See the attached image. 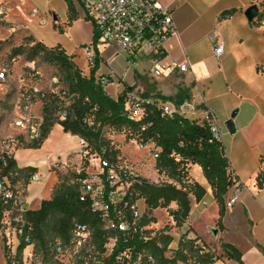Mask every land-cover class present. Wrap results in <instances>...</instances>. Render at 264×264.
<instances>
[{
  "label": "crops",
  "instance_id": "1",
  "mask_svg": "<svg viewBox=\"0 0 264 264\" xmlns=\"http://www.w3.org/2000/svg\"><path fill=\"white\" fill-rule=\"evenodd\" d=\"M158 1L170 9L176 29L165 44V62L182 63L187 59L190 70L166 72L155 79L147 61L137 59L130 66L125 56L118 57L114 69L124 85L119 83L118 94L112 98L117 99L126 89L151 100L159 95L173 97L183 90L193 104L199 105V86L206 104L222 124L233 119L237 131L231 135L225 129V147L233 172L245 190L239 204L225 209L223 228L215 232L220 208L201 167L191 166L190 182L198 183L207 193L202 202H192L190 237L199 239L208 252L213 244L225 243L240 253L242 264H264V19L250 21L245 14L254 5L261 13L262 0ZM0 4L6 10L5 18L19 25L35 43L50 49L60 47L71 59L92 35L94 39V27L83 20V8L70 0H0ZM212 35L224 43L221 60L214 54ZM100 49L102 61L113 57V49ZM106 73L103 66L99 75ZM202 109L198 107L197 117ZM79 142L80 137L66 133L58 124L39 148L22 146L15 151L14 159L21 171L18 192L25 208L36 210L43 201L50 200L60 183L58 172L67 173L70 164L81 171ZM34 174L42 175L44 180L32 182ZM27 175L30 177L25 184ZM230 194L231 188L225 200ZM208 215L210 221H206ZM202 221L206 222L203 232L199 228ZM211 230L214 236L208 233ZM220 264L239 263L226 259Z\"/></svg>",
  "mask_w": 264,
  "mask_h": 264
},
{
  "label": "built area",
  "instance_id": "2",
  "mask_svg": "<svg viewBox=\"0 0 264 264\" xmlns=\"http://www.w3.org/2000/svg\"><path fill=\"white\" fill-rule=\"evenodd\" d=\"M16 1L22 2L23 0ZM72 2L83 8L85 18L92 21L94 34L97 35V42L93 39V44L84 46L88 68L91 70L96 67L98 62H101L100 47H109L114 51L113 57L105 60L108 73L99 76L96 74L97 84L103 88L107 95L111 96L107 92V87L115 79L119 82L122 81L121 75L114 69L115 59L121 56H125L130 66H133L137 59L150 63L149 73L155 79L163 77L166 72L186 73L190 70V63L187 59L182 63L167 64L165 62V44L176 33V29L170 9L158 0H72ZM5 11L3 5L0 4V16L4 15ZM34 14L37 15L38 12L34 11ZM212 40L214 42V54L218 60H221L225 51L224 43L218 41L214 35H212ZM22 74L24 82L18 93L20 117L13 123L17 134L0 139V206L13 200L23 204L19 192H14L15 187L8 176L4 174V168L9 159H14V153L19 147L41 141L44 107L50 100H57V108L53 113L57 122L78 120L75 102L81 99V96L77 92H70L61 77L46 78L34 62L23 65ZM11 80L9 71L5 68L2 69L0 71V85ZM198 91L199 105L193 104L190 100L182 106L159 101L157 104L163 115L171 117L179 114L208 127L212 136L211 141L221 146L228 163V171L233 184L231 194L225 200V208L232 209L240 203L245 186L234 174L226 151L224 134L226 128L206 104L199 86ZM121 94L125 97V113L131 120H138L143 116L145 103H155V100L142 99L129 89L124 90ZM84 102L91 104L88 98H85ZM198 107L203 108L202 115L199 117H197ZM96 111V107H91L82 116V123L89 127L92 126ZM131 140L141 150L154 149L153 143L143 144L139 142L137 135ZM153 153L156 159L158 152L154 150ZM77 154L86 158L91 166L99 169L95 174L87 173L85 178H76L75 182L79 187L81 201L89 204L92 213L100 217L107 230L123 235L145 233V227L140 225L143 213L139 205L140 202H145L143 198H137L135 193V186L141 181L134 170L128 165L119 166L113 162L108 157L106 149H102L100 152H92L89 144L82 138H80ZM81 172L79 171L78 175ZM43 180L44 177L39 174H34L31 178V181L36 183ZM203 205L207 207L206 203ZM21 222L22 218L19 216L15 223ZM17 231L22 234V230L17 228ZM74 233L80 238L79 241H88L94 247L88 225L75 224ZM178 236L180 242H185L190 239V232H179ZM118 239V235L112 236L105 244L108 256L113 253ZM143 239L148 240L147 236ZM26 241L30 242V238L27 237ZM195 245L201 247L198 241ZM63 250L64 248L60 243L54 245L56 254H61ZM206 252H208L206 249H202L200 254ZM141 258L142 254H139L137 262L133 264H140ZM91 259L92 253L87 257L88 261ZM11 264L18 263L13 260ZM115 264H132L131 252L127 251L120 254ZM146 264H157L156 258L153 255H147Z\"/></svg>",
  "mask_w": 264,
  "mask_h": 264
},
{
  "label": "trees",
  "instance_id": "3",
  "mask_svg": "<svg viewBox=\"0 0 264 264\" xmlns=\"http://www.w3.org/2000/svg\"><path fill=\"white\" fill-rule=\"evenodd\" d=\"M261 19H264V5L258 20ZM29 40L34 43V46L31 47L33 54L42 52L48 61L59 64L65 74L63 81L69 91L77 92L81 96V99L75 102L78 120L58 122L66 133L86 140L92 152H100L102 149H106L108 157L113 162L116 160L118 151H110L106 147L103 140V129L106 127H112L118 132L124 133L129 139L137 135L139 142L143 144L153 143V152L154 150L158 152L155 161L156 171L159 174H166L174 183L156 185L140 179L141 183L135 186V193L137 198L144 199L150 210L167 209L175 204L177 208L170 209V216L179 227L190 216L191 197L196 203H200L206 196L205 188L198 183L187 181L190 167L200 166L220 208L217 226L222 230V219L226 209L225 196L232 187L233 181L221 146L211 141L212 136L207 126L200 125L197 121L179 114L171 117L163 115L157 104L159 101L182 106L189 100L186 91L180 90L173 97L159 95L158 99H153L155 103L143 105L144 112L140 119L131 120L125 113L124 95L121 94L117 99H114L97 84L96 73L99 70L100 62L90 70L88 75H84L60 47L50 49L41 43H35L32 38ZM94 41L97 42L96 34H94ZM85 98H88L91 104L85 103ZM91 107H96L97 111L94 123L89 127L82 123L81 118ZM56 108L57 100L54 99H51L44 107L42 139L39 143H34L28 147L39 148L47 138L54 127L53 113ZM20 172L17 169L15 159H9L4 168V174L8 176L9 180L15 176L14 183L17 184ZM86 176L87 173L84 169L80 175L75 177V180L78 177L85 178ZM29 177L28 175L25 177V184L28 183ZM18 191L19 189L15 188L14 192L18 193ZM13 210L18 211L22 218L21 223H15L18 230H22V234H20L18 249L15 255L9 259L8 264H11L13 260L21 264L19 259L24 249L35 241L45 248L50 247L53 252H55L54 245L60 243L56 239H60L64 244H70L75 235V224L89 226L92 244L101 254H106L105 244L109 238L118 235V243L113 253L106 258L107 264H115L117 257L127 251L131 252L132 264L137 262L139 254H142L140 264H146L147 255H153L157 258L163 252L159 251L152 241L143 239L146 236L145 233L123 235L107 230L100 217L92 213L89 204L81 201L76 182L69 184L65 180L60 181L55 188L53 197L43 201L36 210L25 208L17 200L2 204L0 206V220L5 212ZM140 225L145 226L146 224L141 222ZM27 237L30 238V242L26 241ZM198 240L190 237L189 240L180 242L181 247L190 252L191 258L197 259L195 264H214L216 259L210 255V252L200 254V251L205 250L206 246L197 247L195 243ZM171 242L172 237L166 236L165 247L169 246ZM221 249L228 260L242 264L240 253L233 246L222 243ZM147 250L151 254H146ZM182 260L185 259L182 258ZM178 261L177 258L174 260L164 259L165 264H177Z\"/></svg>",
  "mask_w": 264,
  "mask_h": 264
},
{
  "label": "rangeland",
  "instance_id": "4",
  "mask_svg": "<svg viewBox=\"0 0 264 264\" xmlns=\"http://www.w3.org/2000/svg\"><path fill=\"white\" fill-rule=\"evenodd\" d=\"M259 5L263 10L264 0ZM5 16H0V71L4 68L7 69L12 80L0 85V139L17 134L13 123L20 117L18 93L24 82L22 74L23 65L28 62H34L46 78L59 76L65 80V74L60 65L48 61L42 52L33 54L31 47L34 46V43L30 42V37L19 25L10 22ZM83 20L93 27L92 21L86 19L85 15ZM85 44H93V35ZM84 46L79 47L78 52L72 56V60L83 74L88 75L90 69L85 57ZM99 51L101 55V49ZM111 58L109 57L108 60ZM100 65L105 66V61L101 60ZM103 66H101V70L97 71L96 74L98 76L103 71ZM119 83L121 82L115 79L107 87V92L111 96H117ZM136 94L141 96L139 92ZM53 121L54 126L58 125L56 118L53 117ZM103 140L110 151H118L115 162L119 166L128 165L131 167L140 179L156 185L174 183L166 174H159L156 171V159L153 148L139 149L138 145L127 138L124 133H120L112 127L103 129ZM81 160V171L85 169L86 173L90 174L98 172L99 169L93 165L91 166L86 158L81 156ZM55 170L58 171L57 168ZM58 174L60 175V181L65 180L67 183L73 184L75 177L78 175V170L70 164L67 173L58 172ZM188 178L187 181L190 180V170ZM15 179V176H13L10 182L18 189L19 185L14 183ZM177 185L180 186L179 183ZM191 200L194 202L192 197ZM139 205L143 213L140 223L146 224L144 226L145 235L148 240L154 243L159 251H163L161 254L158 253L159 255L156 258L157 264H165L164 259L174 260L176 258L179 259L177 264H195L197 259L191 258L190 252L182 249L183 247H181L182 245L178 236L179 232H190V216L179 227L170 216V209L177 208L175 204H172L167 209L159 208L157 210H150L143 202H140ZM35 207H38V205H35ZM18 213L16 210L5 212L0 220V264H8L9 259L15 255L20 244V234L15 226V220L19 217ZM210 215L206 217V221L211 220ZM199 228L202 232L206 231V222L202 221ZM218 230L220 229L216 226V231ZM208 233L214 236L213 230ZM166 236L172 237V242L167 247H165ZM79 239L77 235H74L70 244H64L60 239H56V241L63 245L64 250L61 254H56L50 247L45 248L42 244L35 241L24 249L19 261L21 264H107V254H101L90 242L85 240L79 241ZM212 246L213 248H210V255L216 259L214 264L226 262L227 257L222 251L221 246L218 244H213ZM90 253H92V259L88 261L87 257ZM146 254L151 253L147 250ZM182 258L185 260H182Z\"/></svg>",
  "mask_w": 264,
  "mask_h": 264
},
{
  "label": "water",
  "instance_id": "5",
  "mask_svg": "<svg viewBox=\"0 0 264 264\" xmlns=\"http://www.w3.org/2000/svg\"><path fill=\"white\" fill-rule=\"evenodd\" d=\"M246 17L250 20L253 21L254 19L259 17L260 11L259 8L257 6H251L247 11H246ZM226 130L231 134L234 135L237 131L236 126L233 122V119L228 120L225 124H224ZM217 232V231H215Z\"/></svg>",
  "mask_w": 264,
  "mask_h": 264
}]
</instances>
